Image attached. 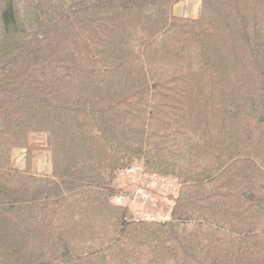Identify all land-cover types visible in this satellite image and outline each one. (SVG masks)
<instances>
[{"label":"trees","instance_id":"1","mask_svg":"<svg viewBox=\"0 0 264 264\" xmlns=\"http://www.w3.org/2000/svg\"><path fill=\"white\" fill-rule=\"evenodd\" d=\"M0 264H264V0H0Z\"/></svg>","mask_w":264,"mask_h":264},{"label":"rangeland","instance_id":"2","mask_svg":"<svg viewBox=\"0 0 264 264\" xmlns=\"http://www.w3.org/2000/svg\"><path fill=\"white\" fill-rule=\"evenodd\" d=\"M173 12L176 15L183 17H197L199 14V3L191 1H182L174 6ZM39 138H36V142H39ZM13 163L19 168H24L26 166L25 154L24 151H15L12 157ZM32 168L35 171L41 173H50L51 172V162L49 155L46 153H37L34 154ZM149 184L151 190V199L155 203L154 205L149 204L148 212L145 214H151L155 217L166 218L167 213V204L169 202L168 195H171L175 192V184L170 180L168 182H163L153 177H148L144 174H136L129 176H122L118 179V186L123 190H130L133 187H136L138 184ZM137 200V199H136ZM131 208L138 210V203H131ZM136 212V211H135ZM151 212V213H150ZM139 214V212H137ZM139 214V215H145Z\"/></svg>","mask_w":264,"mask_h":264},{"label":"built area","instance_id":"3","mask_svg":"<svg viewBox=\"0 0 264 264\" xmlns=\"http://www.w3.org/2000/svg\"><path fill=\"white\" fill-rule=\"evenodd\" d=\"M136 170H138V167L136 166H132V167H128L126 168L123 172H121L120 174L123 176H129V175H134V173L136 172ZM153 178H156L154 176H151ZM158 179V178H156ZM158 180H161L163 182H168L169 180H167L166 178H160ZM134 199H139V200H148L149 196L146 193V191L141 188V187H137L134 190H132V192H130L129 194H114L111 197V201L114 204H118V205H125L127 202H129L130 200H134ZM144 216L146 219H153L151 214H145L142 215Z\"/></svg>","mask_w":264,"mask_h":264}]
</instances>
